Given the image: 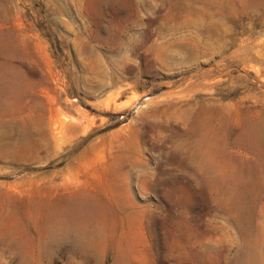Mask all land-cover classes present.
Returning a JSON list of instances; mask_svg holds the SVG:
<instances>
[{
	"label": "rangeland",
	"instance_id": "1",
	"mask_svg": "<svg viewBox=\"0 0 264 264\" xmlns=\"http://www.w3.org/2000/svg\"><path fill=\"white\" fill-rule=\"evenodd\" d=\"M0 264H264V0H0Z\"/></svg>",
	"mask_w": 264,
	"mask_h": 264
}]
</instances>
